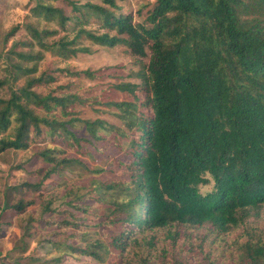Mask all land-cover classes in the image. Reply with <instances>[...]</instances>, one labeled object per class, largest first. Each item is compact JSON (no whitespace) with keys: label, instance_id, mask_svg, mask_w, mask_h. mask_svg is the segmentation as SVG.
Returning <instances> with one entry per match:
<instances>
[{"label":"trees","instance_id":"16d2710c","mask_svg":"<svg viewBox=\"0 0 264 264\" xmlns=\"http://www.w3.org/2000/svg\"><path fill=\"white\" fill-rule=\"evenodd\" d=\"M52 1L33 0L32 19L3 37L5 45L11 40L9 75L23 77V84L0 97V154L48 141L32 154L41 161L35 171L40 179L21 185L37 193L0 204V213L24 216L25 236L40 234L43 252L23 258L69 264L68 258L85 255L88 260L74 264H99L117 254L124 264H190L201 255L194 264H215L211 243L242 227L239 264H264V230L247 219L264 205V0H154L137 9L143 15L137 21L118 0ZM22 29L26 37L15 39ZM83 40L124 46L137 71L66 65L38 72L44 52L66 60L88 51ZM57 75L113 76L117 80L107 87L130 99L71 92L69 80L36 89ZM91 100L114 107L115 122L74 116L72 106ZM38 109H58L67 118ZM103 142L123 150L118 166L124 179L89 177L88 186L62 182L41 191L46 179L73 173L74 165L99 173L66 148L98 149ZM93 196L103 203L95 213L103 219L94 225L84 202ZM38 200L36 217L27 209ZM92 226L110 232L98 236Z\"/></svg>","mask_w":264,"mask_h":264},{"label":"rangeland","instance_id":"374dc122","mask_svg":"<svg viewBox=\"0 0 264 264\" xmlns=\"http://www.w3.org/2000/svg\"><path fill=\"white\" fill-rule=\"evenodd\" d=\"M154 0H118L117 4L120 10L123 12H131L134 20H142L143 15L137 13V9L142 6H148ZM33 0H0V97L7 98L9 96L10 88H16L23 84V77L14 81L9 75L8 66L10 62L6 57L7 49L11 40L5 45L3 43V37L5 33L15 24H22L26 19H32L30 16V7ZM48 3H53L52 0H48ZM59 4H63L60 0ZM251 17V15L249 16ZM43 24V22H41ZM96 27L95 25H93ZM52 27V26H51ZM15 39L20 37H26V32L22 29L15 34ZM14 39V38H13ZM81 44L88 48L87 52H78L75 56L64 60L61 57L51 54L50 52H44L42 58L37 63L38 72L54 69L57 67H64L66 65L76 70H98L105 69V73H113L115 71H121L122 73L130 71H137V61L132 58L126 51L124 46L118 45L114 47L102 46L93 43L89 40H83ZM35 47V51L38 50ZM17 60V59H16ZM115 72V73H119ZM37 72V73H38ZM103 72V71H102ZM118 78V77H117ZM122 79V77H120ZM119 79V78H118ZM132 81H138L139 79L132 75L130 78ZM71 81V92H81L83 95H97L103 101L107 100H121L130 99V97L124 93L109 86V81L117 80L113 76H104V78H92L84 75L64 76L57 75V80L46 84V87L38 86V91L45 92L55 85L60 83ZM85 101V100H83ZM85 102L83 104H77L72 106L74 116L79 118L94 119L96 117L105 118L109 121H114L113 114L109 113V110H116L114 107L105 106L102 103L97 104L95 101ZM90 103V104H88ZM38 112L42 115H47L49 118L66 119L67 116H62L60 111L51 110L48 113L38 109ZM76 131L81 133V128H75ZM48 141H38L31 144L28 149L25 150H7L0 154V204H13L19 200L27 201L33 197L37 192H32L29 189H24L21 185L24 182L38 181L40 178L36 176V169L41 164L40 160H35L32 154L46 145ZM69 154H73L80 158L89 169H101L99 173L89 172L88 169L74 165L71 167L70 172H63L60 175L53 174L50 178L43 182L41 191L53 190L57 185L62 182H75L83 185H89V177H97L101 179L110 180H122L124 179L123 167L118 166V160L125 159L123 150L110 143H99L98 149L92 146H86L83 149L73 150L66 148ZM203 191L205 189H202ZM84 202L89 206V212L87 217L89 223H95L103 219L102 216H96L95 213L103 207V203L97 202L95 196L86 199ZM58 204V201L54 203V206ZM39 200L37 203L29 206L27 212L38 217L41 214ZM248 221L253 227L264 230V205L258 210V213L251 212L248 216ZM40 223V221H39ZM22 225H25L24 216H17L13 211H3L0 213V262L1 263H18V264H37L36 262H28L23 257L40 254L44 248L41 247L40 234L38 233L34 237H27L23 233ZM42 225V224H41ZM94 225V224H93ZM90 232H98V236H102L103 233H109L110 230L104 226H92ZM243 228L235 227L225 234L224 241L213 242L211 246L213 251L211 257L215 260V264H239V251L238 248L245 237L242 235ZM127 253V252H126ZM218 253L217 255H215ZM171 255V254H169ZM177 259H182V256H176ZM28 258V257H27ZM198 259L203 260L199 255L197 258L192 259L190 264H194ZM88 260L85 255L79 256V258H68L69 264L81 263ZM126 259H123L117 254L109 255L104 262L99 264H124ZM203 262V261H201Z\"/></svg>","mask_w":264,"mask_h":264},{"label":"crops","instance_id":"0c3cea01","mask_svg":"<svg viewBox=\"0 0 264 264\" xmlns=\"http://www.w3.org/2000/svg\"><path fill=\"white\" fill-rule=\"evenodd\" d=\"M0 264H8V263H4V262H3V263H1V262H0Z\"/></svg>","mask_w":264,"mask_h":264}]
</instances>
